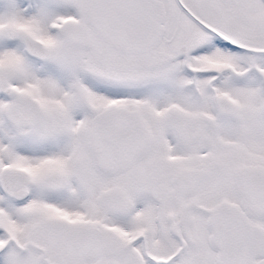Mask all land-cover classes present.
I'll return each mask as SVG.
<instances>
[{
  "label": "snow or ice",
  "instance_id": "6c2138e0",
  "mask_svg": "<svg viewBox=\"0 0 264 264\" xmlns=\"http://www.w3.org/2000/svg\"><path fill=\"white\" fill-rule=\"evenodd\" d=\"M0 264H264V0H0Z\"/></svg>",
  "mask_w": 264,
  "mask_h": 264
}]
</instances>
